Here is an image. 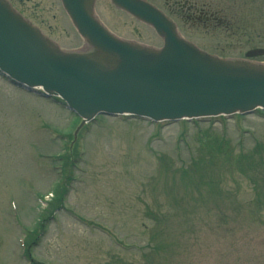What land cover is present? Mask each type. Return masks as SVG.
<instances>
[{"label":"rangeland","instance_id":"374dc122","mask_svg":"<svg viewBox=\"0 0 264 264\" xmlns=\"http://www.w3.org/2000/svg\"><path fill=\"white\" fill-rule=\"evenodd\" d=\"M196 1L219 20L167 10L185 38L264 66V0ZM61 103L0 74V264H264V110L87 123Z\"/></svg>","mask_w":264,"mask_h":264},{"label":"water","instance_id":"95a60500","mask_svg":"<svg viewBox=\"0 0 264 264\" xmlns=\"http://www.w3.org/2000/svg\"><path fill=\"white\" fill-rule=\"evenodd\" d=\"M17 9L65 50L100 51L91 57L64 52L0 0V73L30 94L60 96L90 121L100 114L178 121L264 109V66L221 59L180 38L173 24L142 0H12ZM162 47V48H160ZM158 48V49H156ZM160 48V49H159ZM264 55L254 49L247 57ZM71 111V112H72ZM72 112V113H74Z\"/></svg>","mask_w":264,"mask_h":264},{"label":"flooded vegetation","instance_id":"af4514ba","mask_svg":"<svg viewBox=\"0 0 264 264\" xmlns=\"http://www.w3.org/2000/svg\"><path fill=\"white\" fill-rule=\"evenodd\" d=\"M8 1L16 10H18L12 0H8ZM59 1L63 8L62 0H59ZM166 4H167V10L170 13H175L176 9L180 10L181 13L193 23L202 22L204 24H208V22H211L213 19L219 20L217 13L207 8L206 2L199 3L196 0H168L166 1ZM167 10L162 9V11H164L168 16H171L172 14H170Z\"/></svg>","mask_w":264,"mask_h":264},{"label":"trees","instance_id":"16d2710c","mask_svg":"<svg viewBox=\"0 0 264 264\" xmlns=\"http://www.w3.org/2000/svg\"><path fill=\"white\" fill-rule=\"evenodd\" d=\"M217 151L220 152V150H217ZM243 157H244V156H242L241 158H243ZM243 161H247V160H244V159H243ZM248 162H249V161H248ZM258 168H259V167H258Z\"/></svg>","mask_w":264,"mask_h":264}]
</instances>
